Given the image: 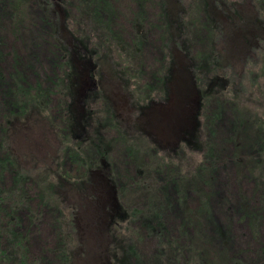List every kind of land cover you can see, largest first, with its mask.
I'll list each match as a JSON object with an SVG mask.
<instances>
[{"label": "trees", "instance_id": "obj_1", "mask_svg": "<svg viewBox=\"0 0 264 264\" xmlns=\"http://www.w3.org/2000/svg\"><path fill=\"white\" fill-rule=\"evenodd\" d=\"M150 1L157 7L154 12L157 22L153 23L149 17L145 6L147 0H137L134 1L135 10L128 20V27L126 24L118 26L119 0H0L10 11L15 33L20 31L23 16H29L31 5L38 6L43 23L49 27L46 33L50 32V51L55 64V73L48 78L51 85H45L43 81H29L19 67L17 51L13 54V64L5 69L7 54L1 46L3 48V36L9 32L0 22V82L6 77L5 70H8L12 96L11 109L3 126L0 150L3 154L0 155V264H40L38 259H31L30 238L21 229L24 216H29V221L36 224L39 214L47 212L53 216L57 237L56 248H51V251L60 256L62 264H76V254L88 253L87 241L82 238L77 222L80 208L78 199L75 203L67 202L66 196L59 189L66 182L85 191L86 187L83 186L100 168L98 165L104 159L109 160L110 170L106 174L110 181L106 182L103 189L115 192L117 200L113 209L118 213L109 221L112 229H115V239L122 235L121 223H128L126 229L136 233L134 223L142 218L148 228H151L149 222H153L159 227L158 233L160 230L163 233L156 238L158 260L154 264H264V35L255 36L260 37L259 44L252 43L249 47L247 43L244 46L247 58L241 64L243 71L238 73L240 62L236 63L223 54L220 48L224 39L228 46L229 42H234V38L217 16V12L224 13L230 21L229 26L242 28V38L248 39L254 26L262 24L264 28V0H173L174 8L170 7L167 0ZM61 8H64V15ZM178 8L180 11L177 13ZM62 20L67 21L85 55L95 57L93 61L96 64L100 60L110 64L112 71L128 84L131 92L139 90L142 93L140 89L147 85L149 94H139L134 99L141 110L155 102L154 95L169 97L168 81L172 79L173 55L168 43L174 39L190 41V49L196 39L201 40L206 47L205 50L197 51V54L192 53V69L199 87L211 80L209 77L212 74L219 73L220 68L228 72V85H212L202 90L199 114L193 120L195 131L188 135V129L180 124L183 138L175 150L162 151L158 143L149 144L147 138L148 149L142 155L144 137L141 133L133 137L136 152L131 157L135 163V177L129 178V181L134 191L143 194L140 208L125 201V197L123 199L125 184L119 180L110 161L112 147L107 144L110 141L104 135L107 125L99 121V113L104 110L92 106L95 102L104 101L107 105L106 116L113 115V106L107 95L100 88L97 89L93 82L96 78L102 81L97 69L96 78L92 74L89 76L93 83L85 90V102L82 104L84 112L80 119L76 116V105L82 101L79 84L72 74V46L67 45L60 36ZM155 27L163 41L160 59L162 67L153 73L150 83L143 84L141 88L138 80L144 69V44ZM54 96L58 98L59 124L55 123L56 117L52 113ZM226 109L233 115V128L226 142L231 144V155L241 170L236 169L240 214L236 223L242 225L245 233L239 245H235L231 236L234 225L226 227L217 219L214 196L208 188V179L214 174V166L210 163H213L217 153L215 135ZM35 115L43 118L57 137L54 149L58 153L53 157L52 164L44 165L38 161L40 155L31 152L26 157L30 156L33 162L27 167L24 161L28 160L21 158L14 150L12 133L23 128L30 138L32 131L29 129V120ZM82 131H86L83 136ZM81 137H84L82 139L85 143L80 140ZM196 139L198 147L192 144ZM93 150L96 153L93 154ZM147 158L150 159L149 163L146 162ZM35 159L38 162H34ZM67 159L77 164V169H82V176L74 177L71 175L73 171L66 170ZM189 161L196 164L185 168ZM163 168H169L170 171L177 168L175 175H171V183L177 193L175 200L182 220L180 237L174 239H169L165 229L163 211L166 205L162 197L165 194L161 192L158 183H153L154 174L157 176ZM7 174L11 175V183L7 181ZM243 182L248 183L246 190L242 187ZM92 195L87 197L96 199L97 195ZM34 201L41 211L39 214L32 208ZM230 216L228 214L229 221ZM120 224L119 229H116ZM123 232L126 234L125 230ZM126 238L130 264H142L141 255L130 241L131 237L127 235ZM82 246L84 251L80 252Z\"/></svg>", "mask_w": 264, "mask_h": 264}, {"label": "rangeland", "instance_id": "obj_2", "mask_svg": "<svg viewBox=\"0 0 264 264\" xmlns=\"http://www.w3.org/2000/svg\"><path fill=\"white\" fill-rule=\"evenodd\" d=\"M134 1L137 0H119L120 5H118L117 8L119 13L118 26L128 25V20L131 18L133 10H135ZM167 1H169L170 7L174 8L175 2H173V0ZM145 6L149 12L150 19L153 23H156L154 12L157 11V7L150 0H147ZM30 9L29 16H27V18L25 15L23 16L20 31L17 30V33H15V30H13L15 23L9 16L10 11L0 3V22L2 27L7 28L9 32L6 36H3V48L1 46V49L7 54L5 58L7 63H5L4 68L6 69L13 64V54L17 51L19 67L24 74L27 75L29 81L32 83L43 81L45 85H51V83H48V78L54 75L55 64L50 51V41L48 37L50 32L46 33L49 27L43 23L41 11L36 4H32ZM63 9L64 8H61L60 11L64 15ZM177 10L178 13L180 9L178 8ZM217 16L219 20L223 22L222 24L224 28L228 30L227 32L232 34L234 38V42H229L228 46L224 39L223 44H220V48L223 54H226L236 63L240 62V66H238L240 70L238 69V73H241L243 71L241 64L247 58V56H245L247 50H245L244 46H247V43H249V47L252 43L259 44V38L264 35L263 25L254 26L249 32L248 39H246L244 37L242 38V28L238 26H229L230 21L224 13L217 12ZM193 17L195 18V14ZM60 29L61 38L65 40L67 45L72 46L71 54L72 60L74 61V67H72V70L73 68L74 70L72 74L75 81L79 84V91L80 89L87 90V88L91 86L93 82L90 81L89 76L92 74L93 77L96 78V69L98 70V74L101 75L102 81L98 84L113 106V115L112 117L106 116L107 110H105V108L107 105L104 101L95 102L92 106H97L104 110L99 113V121L107 125L104 135L106 139L110 141L106 143L112 147L110 161L115 167V171L120 178L119 180L121 183L123 182L125 184V189L122 190L123 199L125 197V201L134 207L140 208L142 207L141 200L143 194L134 191V189L130 187L132 182L129 181V178L135 177V163L131 157L132 153L136 152V148L133 145V137H137L139 133L143 135L144 138L141 144L142 155L145 154L148 149L146 148L147 138L149 139V144L153 142L158 143L162 151L175 150L183 138V133H180V124L188 129V135H190V132L195 131L193 120H195V117H198L199 114L200 104L202 102V90L211 88L212 85H228L230 81L228 72L226 70L223 72L220 68L219 73L212 74L209 77L211 80L202 83V86L199 87L198 83L195 81L196 75L192 69L193 54H197V51L205 50L206 47L201 43L202 41L198 39L192 42V49H190V41L185 39V41H182V39H174V42L170 41L168 43V45L172 47L173 55L171 70L172 79L168 81V89L170 92L168 93L170 98L168 97V99L166 96L162 98L160 94L157 96L154 95L155 102H152L146 109L141 110L137 107L138 105L134 99L136 95L149 94L150 91L146 90L147 85H145L143 89H140L142 93H140L139 90H136L135 93L133 91L131 92L128 89V84L115 75L114 71L110 68V64H104L105 60H100L96 64V62L93 61L95 57L92 55H85L86 53L81 43L76 41L73 37L67 21L64 22L62 20ZM257 35H260V37H255ZM182 45L185 47L186 51L183 49ZM161 48H163V41L160 37V32L156 27L152 28L144 44V69L138 80L141 88L143 84L150 83L153 73L157 72L162 67V63H160ZM94 56H96V54H94ZM253 56L255 57L254 54ZM100 66H102L101 70ZM201 71L204 72V69H201ZM5 73L6 77L0 82V150L3 126L5 124V118L11 109L10 105L12 101L10 92V73L8 70H5ZM155 83L156 82H152V84ZM85 97L86 92L83 91L80 97L82 103L78 102L76 105V116L78 119L82 116L81 113L84 112L83 102H85ZM57 105L58 98L54 96L52 113L53 116L56 117L55 123L59 124ZM29 123V129L32 131L30 138L28 132H25L23 128L20 129L18 127L19 129L12 133V143L15 152L19 154L21 158L28 160L24 161V166L27 167L31 166L33 162L30 156L29 158L26 157L30 155L31 152H36L40 155L41 161L38 159L40 164H52L54 160L53 157L58 153L57 149L56 151L54 149L56 148V142H58L57 137L53 134L52 130L49 129L48 123L39 115H35L31 118ZM232 128L233 115L231 111L226 109L215 135V150L217 153L213 163H210L214 166V174L208 179L210 183L208 184V188L212 191L214 196L215 212L218 215L217 219L226 227L234 225L236 230H234V228L232 229L231 236L234 239L235 245H239L242 243L245 233L242 225L236 223L237 218L240 217L238 213L239 193L237 188L236 169L240 172L241 170L240 167H237L238 163H235L231 155V144L226 142V138H229ZM59 131L64 134L62 130L59 129ZM85 134L86 131L81 132V136ZM84 137L80 138L83 143H85L82 139ZM196 141L198 142V139L192 144L198 147ZM92 152L93 154L96 153L95 150ZM244 152L247 153L248 150L246 151L245 149ZM153 153H155V151H153ZM50 154H52L51 158H49ZM0 155L3 154L0 152ZM85 155L87 156V154ZM38 161L35 159L34 162ZM149 161L150 159L147 158L146 162L149 163ZM147 163V166L151 165ZM194 164H196V162H186L185 168H191ZM98 166H100V168H96L97 170L90 176L88 183L83 186V188L86 187L85 191L74 188L73 185L71 186L66 182L63 183L59 189V192L66 196L67 202L75 203L78 199L80 206L77 222L80 234L82 233V238H84V241H87L86 247L88 253L86 255H81L82 253L76 254V264H130L127 235L131 237L130 241L139 251L143 261L142 264H154L155 261L158 260V257H156L158 254V250H156V238L158 234H163L162 231L160 230L158 233L159 227L153 222H149L151 228H148L146 225L147 222L140 218L134 223V228L137 229L136 233H133L132 230L129 232L128 229H126L128 223H121L123 225L120 229L122 235H120V238L117 236L119 239H115V229H112L113 227L109 224V221L111 217H115L118 213L113 209V206H115L117 202L116 194L115 192H111V189L107 191L103 189L106 187V182L110 181L109 176L106 174V171L110 170L109 160H102ZM65 168L67 171H73L71 175L74 177L82 176V169H77V164H73L69 159L65 161ZM176 170L177 168L171 171L169 168L160 169L157 176L154 174L153 181V183L159 184L161 192L165 194L162 195L164 205H166L163 215L165 229L169 239L180 237L182 220L181 211L175 200L177 193L173 183H171V175L172 173L175 175ZM6 176L8 183H11V175L7 174ZM243 184L242 187H245L246 190L248 183L246 184V182H243ZM92 194L97 195L96 199H89L87 197ZM32 204L33 210L39 214L41 211L39 207H37L36 202L34 201ZM228 214H231V221L228 219ZM39 215L40 217L37 218L36 224L29 221V216L26 215L23 217V227L21 230L29 235L31 259H38L40 264H62L60 256L56 254V252L51 251V248H56L55 245L57 241L53 216L48 212ZM121 224L117 225L116 229H119L118 226H121ZM131 226H133V223H131ZM124 230L126 234L123 232ZM215 244L217 246L218 242L216 241ZM83 248L82 246L79 251L83 252Z\"/></svg>", "mask_w": 264, "mask_h": 264}, {"label": "flooded vegetation", "instance_id": "obj_3", "mask_svg": "<svg viewBox=\"0 0 264 264\" xmlns=\"http://www.w3.org/2000/svg\"><path fill=\"white\" fill-rule=\"evenodd\" d=\"M93 63V62H92ZM94 83H95V85H96V88L97 89H99L100 88V86H99V84H100V82H99V79L98 78H96V79H94V81H93ZM99 83V84H98ZM83 91H85V89H80V91H79V93H80V96H81V93L83 92Z\"/></svg>", "mask_w": 264, "mask_h": 264}]
</instances>
